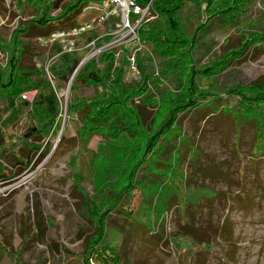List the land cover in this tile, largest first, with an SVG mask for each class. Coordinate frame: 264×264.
<instances>
[{
  "label": "rangeland",
  "instance_id": "1",
  "mask_svg": "<svg viewBox=\"0 0 264 264\" xmlns=\"http://www.w3.org/2000/svg\"><path fill=\"white\" fill-rule=\"evenodd\" d=\"M45 2L51 0H0V42H10L20 25L43 17ZM67 2L54 6L49 16L61 15ZM88 3L72 28L33 26L25 38L23 65L41 73L33 77L31 89L44 87L45 94L57 97L58 124L32 105L31 94L23 98L28 104L18 102L14 109L7 101L0 105V161L5 171L17 173L0 181V264H264V155L251 152L253 125L243 124L238 132L219 111L252 106L243 104L242 96L250 99L249 86L264 75V43L251 46L239 60L225 58L264 32V0L250 4L234 22L214 19L198 33L194 79H158L163 95L147 100L140 120L130 118L128 131L118 137L119 125L97 128L70 110L75 97L96 93L76 80L77 73L102 44L117 49L115 66L124 67L126 85L142 83L144 77L138 63L124 65L129 56L140 53L146 75L161 71L162 59L153 56L151 44L126 37L116 16L99 21L102 12L91 7L106 3ZM81 25L88 30L76 37L81 47L75 53L50 41L53 33ZM110 35L111 40L96 44ZM73 54L76 62L67 78L63 74L70 70L63 64ZM6 58L0 50V64ZM99 68L109 69L106 64ZM111 85L103 82L100 90L118 100ZM254 104L264 113V101ZM213 109L218 115L209 117ZM174 110L170 131L164 132ZM35 129L39 136L28 141L42 148L29 150L32 164L25 168L16 164L19 149L14 147L30 149L23 142ZM47 148L51 151L45 155ZM100 218L108 219L102 229ZM225 223L233 236L228 248L221 236Z\"/></svg>",
  "mask_w": 264,
  "mask_h": 264
},
{
  "label": "trees",
  "instance_id": "2",
  "mask_svg": "<svg viewBox=\"0 0 264 264\" xmlns=\"http://www.w3.org/2000/svg\"><path fill=\"white\" fill-rule=\"evenodd\" d=\"M61 1H68L62 8L61 15L57 17H50L51 9L59 6ZM96 2H104V0H93ZM257 0H172L171 3H158L154 0L150 6V16L152 18L145 19L139 29L138 37L142 44L152 45V54L162 59L160 62L161 71L145 74L147 69L142 65V58L140 53L137 54V63L139 70L144 73L142 83H132L126 85L123 82L124 67L115 66V55L117 49L112 47L98 57L90 59L79 70L76 80L82 81L84 85L93 86L95 88V95L93 97H75L77 102H73L70 106L72 112L81 115L82 122L85 124L98 125L97 128L107 130L110 128L114 130V125H119L116 137L120 136L123 132L128 131V122L130 118H137L140 120L142 105H147L146 101L152 102L154 97L162 96L160 85H157L158 79H168L165 76L188 77L194 79L196 72L192 52L197 40V34L204 31L214 19H225L226 22L232 23L236 20L237 14H240L250 4ZM89 0H51V2L43 3L47 7V11L43 17H34L23 25H20L11 36L10 42H0V50L6 55V63L0 64V105L7 101L12 109L16 108V103L22 102L28 104L22 98L25 91L34 90L32 88L33 77L41 75L39 69L35 66L25 67L23 61L25 54L28 51V41L25 39L33 26L38 29L54 28L59 30L70 29L74 26L75 19L82 13V10L87 6ZM145 4L149 0H144ZM191 7V11L189 9ZM204 19V21H202ZM173 35L170 36V35ZM264 32L254 35L246 39V42L241 46L239 51L231 52L226 56V60H239L251 46L264 43ZM194 35V36H193ZM192 36L194 38H192ZM112 36H105L102 40H111ZM98 40L97 44H100ZM75 55L69 60H66L63 66L69 68V73H64L63 76L70 77L75 66ZM150 57L149 60H151ZM106 64L108 70L100 71L99 64ZM124 65L129 64V60L123 61ZM195 71V72H194ZM198 73V72H197ZM112 83L109 90L119 97L118 100H109L108 92L101 91L100 85L102 83ZM154 85V87H153ZM242 88V87H241ZM253 96L248 99V96L243 95L244 103L246 106L252 105L249 109L237 112L234 108L222 107L221 111L225 116L235 122V129H241L243 124L249 123L253 125L255 131V141L252 145L251 152L254 156L260 157L264 155V113L259 111V104L254 102L264 101V75L258 78L249 86ZM155 90V91H154ZM140 100V104H136V100ZM57 97L54 94H45L44 87L37 90L36 96L33 99L32 105L41 109V113L46 118L53 119L57 122L60 120L58 116ZM150 105V104H149ZM197 105V103H196ZM215 109L209 112L208 116L218 115ZM1 112V109H0ZM177 115V114H176ZM175 110L172 111L168 123L163 126L164 132L170 131V126L175 118ZM228 118V119H229ZM239 127V128H237ZM238 130V132L240 131ZM39 129L30 131L29 135L25 136L23 142L24 146L16 145L19 152L14 153L16 164H24L25 168H29L32 164L29 150L41 149L42 146H37L35 143H29V139L39 136ZM150 147L154 143L153 139L149 141ZM149 144V143H147ZM149 147V149H150ZM194 153V149H192ZM51 149H44V154L48 155ZM3 150L0 149V156ZM196 155L194 154V157ZM17 173H13L10 169H4L3 163L0 161V181L12 179ZM118 193V198L125 191ZM109 214V213H108ZM105 213V217L108 215ZM98 220V219H97ZM99 226L101 229L107 225L104 218H100ZM120 224V223H119ZM131 226V225H130ZM131 230V227L130 229ZM221 236L225 239L227 247L232 243L231 228L227 229V224L223 226ZM188 240H190L188 238ZM191 241V240H190ZM93 242V241H92ZM94 242H96L94 240ZM192 242V241H191ZM205 244L204 242L202 245ZM201 245L194 243L193 246ZM229 250V249H228Z\"/></svg>",
  "mask_w": 264,
  "mask_h": 264
},
{
  "label": "built area",
  "instance_id": "3",
  "mask_svg": "<svg viewBox=\"0 0 264 264\" xmlns=\"http://www.w3.org/2000/svg\"><path fill=\"white\" fill-rule=\"evenodd\" d=\"M153 1L154 0H149V3L145 4L144 0H104V3H106L105 5L96 4V6L91 7V8H94L95 10H100L102 12V15L100 16L99 21H106L110 19V17L116 16L118 18V21L116 22V26L118 27V29L123 32L125 31L127 35L126 37H131L134 41L140 42L137 31L141 23L145 19L147 20L148 18H150V14H151L150 6ZM108 6L112 7V9L109 11H107ZM87 30L88 29L85 25H81L80 27L73 29L72 31L56 32L51 35L50 41L52 43L55 41H58L63 47L65 52L75 53L81 47L79 46V43H77L76 37L83 34ZM103 41L104 40H102L101 42ZM97 42L98 41H96V44ZM90 45L95 46V41H93ZM106 50H108L107 44L100 45L99 49L91 55L89 60L94 57H98L99 54H101L102 52ZM136 58H137L136 54L129 56V64L130 65L132 64V66L133 65L136 66L137 64ZM83 63L84 62H81L80 65H82ZM46 70H47V73H49L50 71L49 68H46ZM36 93H37V89L25 91L22 94V98L25 99L27 98L28 94H31V96L34 99V97L36 96ZM60 104L62 105L61 100H60Z\"/></svg>",
  "mask_w": 264,
  "mask_h": 264
}]
</instances>
